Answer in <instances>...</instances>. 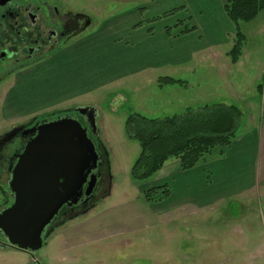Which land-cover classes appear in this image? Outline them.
Wrapping results in <instances>:
<instances>
[{"label":"rangeland","instance_id":"374dc122","mask_svg":"<svg viewBox=\"0 0 264 264\" xmlns=\"http://www.w3.org/2000/svg\"><path fill=\"white\" fill-rule=\"evenodd\" d=\"M60 1L75 13L88 16L91 23L84 34L98 30L104 19L128 12L143 2ZM258 16L253 21L239 22V30L246 36L239 64L234 65L229 56L225 64L222 56L211 66L212 60H198L199 54L185 69L163 67L128 74L62 104L29 103L25 110H19V116L7 120L0 113L1 135L13 125L44 114L67 108H94L96 132L107 153L109 176L107 193L90 211L57 226L32 254L0 247V264H264V182L203 207L191 202L170 206L172 188L168 185L167 197L148 202L142 193L154 181L131 178L130 169L140 154V145L128 138L124 129L126 118L133 113L156 118L178 113L186 106L213 103L240 108V130L258 124L264 114V94L257 90V85L264 82V28H259L264 11ZM156 17H143L142 23L153 22ZM78 38L74 36L71 42ZM229 47L228 51L232 44ZM50 61L32 73H39ZM164 75L186 79L190 85L159 86L157 79ZM12 86L14 82L0 85V110L3 94ZM211 158L205 156L198 165L205 166ZM220 158L223 156L214 152V161ZM171 161L174 158L168 160ZM221 178L214 172V185Z\"/></svg>","mask_w":264,"mask_h":264},{"label":"crops","instance_id":"0c3cea01","mask_svg":"<svg viewBox=\"0 0 264 264\" xmlns=\"http://www.w3.org/2000/svg\"><path fill=\"white\" fill-rule=\"evenodd\" d=\"M223 2L143 0L128 12L124 11L116 17L104 19L105 21L97 27L98 30L87 34L84 32V36L79 35L62 54L40 68L39 73H30L15 84L12 90L2 97L1 115L6 117V120L10 116L17 117L19 110H25L29 103L38 102L44 106L62 104L128 74H139L163 67L173 71L177 68L185 69L193 57L199 54L198 60H212L211 66L220 61L222 56L227 64L228 47L233 44L236 26L228 19ZM171 10L176 12L157 21H144ZM186 20L196 28L188 33L175 35L174 30L181 28V25L176 24ZM259 23L262 30L264 19ZM168 27L173 30V35L166 32L165 28ZM241 57L243 50L234 65L241 63ZM173 78L185 81L184 85H173H190L186 79ZM10 106L16 107L11 110ZM187 107L195 106H186L183 111ZM238 130L239 133L230 146L223 149V158L220 160L214 161V152L219 154L216 150L211 154L212 158L208 164L197 165L187 171L180 169L176 159L166 161L163 167L150 177L154 181L150 187L165 184L172 188L170 206L191 202L203 207L228 194L244 190L242 188L263 183L264 114L262 120L253 124L250 129ZM214 172L222 175L216 185ZM245 180H248L246 185L235 187Z\"/></svg>","mask_w":264,"mask_h":264},{"label":"flooded vegetation","instance_id":"af4514ba","mask_svg":"<svg viewBox=\"0 0 264 264\" xmlns=\"http://www.w3.org/2000/svg\"><path fill=\"white\" fill-rule=\"evenodd\" d=\"M60 0H0V85L17 84L21 79L42 66L47 60L62 54L72 44L74 36L84 33L90 23L85 14L75 13ZM13 86L5 92L6 96ZM70 116L86 128L88 136L96 144L99 164L92 171L95 185L91 193L75 204L63 205L51 223L45 228L43 242L54 229L67 220L90 211L107 193L109 187L107 153L97 141V132L90 126L86 115L75 108H67L34 117L25 124L10 127L0 135V212L12 202L8 188L11 170L17 156L34 136V130L42 123ZM86 185H84L83 190ZM0 247L21 250L9 244L0 231ZM30 264H40L34 261Z\"/></svg>","mask_w":264,"mask_h":264},{"label":"water","instance_id":"95a60500","mask_svg":"<svg viewBox=\"0 0 264 264\" xmlns=\"http://www.w3.org/2000/svg\"><path fill=\"white\" fill-rule=\"evenodd\" d=\"M75 109L95 131L96 110ZM98 160L96 144L77 119L42 122L11 170L12 202L0 212V231L7 242L30 252L41 248L42 234L59 209L91 193Z\"/></svg>","mask_w":264,"mask_h":264},{"label":"trees","instance_id":"16d2710c","mask_svg":"<svg viewBox=\"0 0 264 264\" xmlns=\"http://www.w3.org/2000/svg\"><path fill=\"white\" fill-rule=\"evenodd\" d=\"M223 1L228 19L236 26L232 47L227 52L231 62L236 63L246 41V36L239 30L238 24L253 20L264 10V0ZM175 12V10L165 12L153 20H159ZM177 25H181V28L174 30L175 35L185 34L196 28L188 20ZM165 30L169 35H173L171 28ZM157 83L159 86L184 85L185 81L161 76ZM257 90L264 94V82L257 85ZM241 117V109L227 103L187 107L181 113L156 118L139 113L130 114L124 123L125 133L128 138L136 140L140 145V154L130 169L131 178L134 181L149 179L171 158L178 161L182 171H187L216 150L223 155V149L230 146L236 137ZM96 138L98 144L104 148L99 137ZM142 194L148 202H155L167 197L170 189L167 185L154 186L145 189Z\"/></svg>","mask_w":264,"mask_h":264}]
</instances>
